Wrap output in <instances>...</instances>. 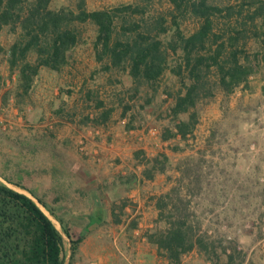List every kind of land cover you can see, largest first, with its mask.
Instances as JSON below:
<instances>
[{"label": "rangeland", "instance_id": "rangeland-1", "mask_svg": "<svg viewBox=\"0 0 264 264\" xmlns=\"http://www.w3.org/2000/svg\"><path fill=\"white\" fill-rule=\"evenodd\" d=\"M138 1L86 0V6L88 10L111 9ZM227 1L214 0L218 4H225ZM51 7L76 10L77 0H52ZM149 8L157 16L161 13L167 14L172 6L168 0H153ZM195 26V23L189 22L184 28L191 31ZM80 30L82 42L73 51L71 63L60 73L42 68L29 98L18 106L13 94L7 101L4 100L3 95L7 88L14 89L13 83L16 77L10 75L7 55L3 50H7L13 44L17 34L12 33L8 27L0 29L2 78L0 121L4 122H0V177L20 182L26 187V189L18 187L20 190L31 195L33 191L43 198L49 207L55 209L62 223L72 229L76 237H83L84 240L78 247L75 259L71 262L70 239L68 240L64 235L67 264H151L150 247L141 242V255L134 256V253L127 248L126 240L117 237L118 231L114 229L115 221L109 213L114 201L126 196L132 189H138L135 186L138 169L135 167L132 151L140 147L143 156L149 159L153 157L152 154L169 150L166 173L157 175L155 188L148 191L150 184L141 186L142 189L144 188L141 191L144 197L151 192H157L156 197L170 193L173 202L167 209L168 214L177 215L178 211L173 205H178L196 234L204 235L207 241L212 242L216 247L215 254L208 255L203 252L198 256L188 255L183 259V264H264V157L255 155L261 154L263 148L261 147L259 151L260 148L255 145V149H251L250 144H255L254 141L257 139H245L244 142L239 143L234 138L239 134L245 136L244 132H246L245 129H240L238 123H232L233 115L228 110V101L231 100L232 104H235V96L227 102L221 101L222 92L218 90L213 98L200 102L195 109L199 117V126L203 130L199 140L190 137L191 141L182 145L174 142L170 149L165 145L162 146L159 139L160 134L169 124L163 114L168 104L165 102L167 100L165 90L178 88L176 77L167 72L162 79L152 109L142 112L143 117L137 124V133L131 138L134 144L127 146L129 147L126 152L127 157L114 159V167L111 168L108 160L103 159L99 162L95 154L103 151L102 147L107 148L110 143L114 142V145H117L116 142H120V139H115L126 136L125 123L122 120L124 116L129 119L131 114L139 111L138 108L145 104V95L130 98L131 92H128L127 88L132 85V80L126 74L96 73L100 66L95 60L93 51L95 26L85 24ZM257 48H259L257 45H249L251 53ZM87 89L97 90L99 98L107 106L114 107L112 121L101 132L102 140L105 139L107 143L104 142V145L100 140L99 148L86 145L89 155L81 152L76 142L80 134L89 136L93 132L91 124L81 123L86 115L94 116L96 113L93 108L94 103L86 104ZM121 98H124L122 104ZM253 101L254 99H251L248 103L251 105L247 104L248 110L240 118L237 115L234 117L243 120L246 128H249L250 123L256 124L261 114L264 115V110L258 109L259 105ZM219 102L220 106H218ZM126 103L131 109L123 115ZM221 107L224 108L223 111ZM59 108L64 111L56 113ZM214 109L218 111L215 115L220 116L219 111L224 114L229 113L231 126L229 123L224 125L219 117L213 127L215 134L213 145L208 146L205 136ZM5 124H7L6 128H4ZM65 135H68V140L72 142L65 144L59 140L60 136ZM109 136H115L114 141L108 140ZM175 144H178L177 151L173 149L176 147ZM118 147L124 146L118 145ZM116 167L120 172L127 173L118 175ZM227 167L231 171H226ZM69 168L75 169L76 173L69 175L67 172ZM78 170L80 174H77ZM68 177L81 184L80 196L77 198L71 197L74 191L72 186L66 188L62 186L63 180H67ZM93 182L98 186H96L97 191L102 186L105 188L100 194L96 193L92 196L89 193L93 191L90 189ZM109 186L111 188L108 189ZM164 188L167 190L158 193ZM58 192H66V198L54 199V195ZM228 209L230 213H226ZM118 210L116 214L121 213ZM91 214L92 217H100L98 224L94 225L95 220L89 217ZM49 215L58 220L50 213ZM122 217L126 218L124 214ZM59 224L61 225L60 222ZM59 224L56 226L62 229V225L58 226ZM86 233L87 235H84ZM229 256L233 257L232 262ZM140 259L142 263L139 262Z\"/></svg>", "mask_w": 264, "mask_h": 264}, {"label": "trees", "instance_id": "trees-1", "mask_svg": "<svg viewBox=\"0 0 264 264\" xmlns=\"http://www.w3.org/2000/svg\"><path fill=\"white\" fill-rule=\"evenodd\" d=\"M152 1L88 10L86 0H77V9L72 10L54 9L52 0H0V29L8 27L17 34L13 44L3 50L10 75L16 76L14 89L5 90L4 100L13 94L19 106L29 98L42 68L60 73L71 63L73 51L82 42L80 27L92 24L96 29L94 57L100 66L96 73L126 74L132 80L127 88L130 98L145 95V104L131 114L126 128L136 129L142 112L152 109L162 79L170 72L176 77L178 88L165 90L168 104L163 114L169 124L161 137L165 141L176 137L189 140L198 122L195 109L200 102L213 98L218 90L229 96L236 88L246 86L250 76L264 67V0H228L225 4L214 0H168L171 11L157 16L150 11ZM189 22L196 24L191 31L184 28ZM250 44L259 48L251 53ZM85 96L86 104L94 103L97 113L86 115L81 123L105 127L114 107L107 106L97 90L87 89ZM123 101L121 98L120 103ZM130 109L128 103L124 104L123 115ZM63 111L59 108L56 113ZM173 149L177 151L178 147ZM135 157L144 165L142 177L146 180H153L168 169L166 153L149 159L138 151ZM4 178L26 189L20 182ZM31 192L61 223L70 239L72 262L83 237H76L58 218L55 209ZM172 200L170 193L157 199L159 221L164 227L149 234L148 241L166 257L168 264H181L184 255L194 249L215 254V245L204 235L196 234L178 205H173L177 215L168 214ZM114 216L118 220L116 213ZM98 219L93 218L94 225ZM229 257L232 262L233 257ZM65 261L64 237L49 215L33 198L0 182V264H65Z\"/></svg>", "mask_w": 264, "mask_h": 264}, {"label": "crops", "instance_id": "crops-1", "mask_svg": "<svg viewBox=\"0 0 264 264\" xmlns=\"http://www.w3.org/2000/svg\"><path fill=\"white\" fill-rule=\"evenodd\" d=\"M15 79H16V77H15ZM233 96H235V101H234L235 104H232L231 100L228 101L229 102L228 110L233 115V118H232L233 122L232 123H238V125H240V129L243 128L246 130V132H244L245 136H242L241 134H239V135H236L234 138L239 143L244 142L245 139H252V140L257 139V141L256 140L254 141L255 145H257V147L260 148L259 151H261V147L263 148V150H262L261 154H255V155H261L262 157H264V145H262V143L264 144V115L261 114V116L259 117L256 124L250 123L248 126L249 128H246L247 127L246 125L244 126L243 120L238 119L242 116V114L244 112H246V110H248L247 109L248 105H251L248 103H250L251 99H254V101L259 105L258 109L262 108L264 110V69L259 70L254 75H251L249 80H248V84L246 86L242 85V86L236 88L234 90V92L232 94H230L229 96L226 97V95L224 93H222L221 101L227 102V100L230 98H233ZM254 101H253V103H254ZM218 106H220V102H219ZM221 108L220 109L223 111L224 108L223 107H221ZM98 111L100 112V110H98ZM222 111H219L221 113V115L219 116V115H215V113H217L218 111H216V109H214L213 113L211 114L212 115L211 118H209V125L207 124V131H206V136H205L208 146L213 145V140L215 139L213 127H214V123L216 121H218L219 117L222 120L224 125L226 123H229V126H231V120H230L231 118L229 117L231 115L229 113L224 114V112H222ZM96 113H97V111H96ZM113 114H114V111L112 112L110 120L105 124V127H98V128L92 127L93 132L90 133L89 136L82 135V134L77 136V140H76L77 145L82 140H84L86 142L87 146H88V144H90L92 147L96 146L99 148V145H100L99 141L100 140H101L100 142H103V144L105 145V143H107V142L105 139L102 140L101 132H102V130L104 131V129L107 128L106 126H108V124L112 121ZM236 115L238 116L237 119L234 118ZM122 121L125 123L124 124V128H125L124 134L126 136H123L121 138L118 137L117 139H115V136L114 137L113 136L107 137L108 140L112 139L113 141H114V139L115 140L120 139V142L117 141L116 142L117 145H114V142L112 141L113 143H110L107 148L104 146V147H102L103 151H100V152L98 151V153L95 154L98 157L99 162H102L103 159L108 160L111 168L114 167V159H116L117 157L120 158L122 156L127 157L126 152H127V149H129V147H127V146L128 145L133 146L134 143H133L131 138L133 137V135L135 133H137L136 129L128 130L126 128V123L128 121L126 116H124ZM242 123H243V125H242ZM202 131H203L202 128H200V126H199V117H198V122L195 126L193 135L191 137H194L195 140L198 141L199 135H201ZM92 134H94V135L91 136ZM161 134H160L159 139H160L162 146L165 145L166 147H170V149H172L174 142L178 143L179 145H182L183 143L191 141L190 139L187 141L181 140L180 137H176V138L171 139L169 141H165L162 139ZM68 137H69L68 135L60 136L59 140H61L65 144H68V142H72V140H68ZM127 142H130V143L127 144ZM178 144H175V146H177ZM118 145H123L124 147H118ZM251 145L252 144H250V146ZM141 149H142L141 147L140 148H134L132 151V153H133L132 157H133V160H134L135 165H136L135 167L138 169V173H137L138 175L135 176V179L137 181V185L135 184V186H137L138 189H132L129 193H127L126 196H122L119 198L118 201H114L112 204V208L110 209L109 213L112 215L111 217H113V219L115 221L114 222L115 223L114 229L116 231H118L117 237H122L124 240H126V246H127V248H129V250H131L134 253V256L139 257L141 255V252H142L141 251V242H142V244H146L147 247H150V250L152 252L150 254L152 256V260H150L151 264H168L166 257L161 256L158 253L157 247L155 245H153L152 243H150V241H148V237H147L149 234L154 232L158 227L159 228L164 227V224H163V222L159 221L160 211L156 206V201L160 196H158V197L155 196L157 192L156 193L155 192H151V193L148 192L149 189L151 190V189L155 188L154 185L156 183L155 180L157 178V175L153 180L144 179L142 177V171L144 169V165L141 164L139 162V160L136 159V157H135L136 152L142 151ZM162 152L166 153L167 155L169 154L168 149H165V151H161V153ZM158 154H159V152L156 154H152V156L154 157ZM263 167H264V165H263ZM116 169H117L116 171L118 172V175H125L127 173V172H120L118 170V167H116ZM79 171L80 170L77 171V174H80ZM134 171H136V170H134ZM226 171H231V170L229 167H227ZM67 172L69 175H71V173H72V175H74L76 173L75 169H72V168L67 169ZM165 173H163V174H165ZM163 174H158V175H163ZM72 178H74V177H72ZM72 178L70 179V177H68L67 180H63L62 186H63V188H66V186L67 187L72 186L74 191H72L71 197L77 198L78 196H80L79 189L81 187L80 186L81 184H79V182H77V181H73ZM109 183H111V181ZM91 184L92 185H91L90 189H92L93 191L90 192L89 194H91L92 196L96 195V193L100 194L101 190H103V188H105L104 186H102L101 189L100 190L98 189V191H97L96 190L97 184L95 182H93ZM144 184H148V185L150 184V187L148 188V191H147L150 196L148 195V196L144 197V195L141 193V191L144 190V188L142 189L141 186ZM113 187H114V185H113ZM109 188H111V187L109 186L108 189ZM114 189H115V187H114ZM165 190H167V188L162 189V191H160L158 193H161ZM65 196H66V192L65 193L58 192L54 195V199L62 200V199L66 198ZM114 200H115V198H114ZM123 204H124V206H123ZM114 206H116L115 211H113ZM120 207H122V209ZM117 209H119L118 211L121 212L120 214H117L118 220H116V218L114 216V213H117ZM224 209H227V208L224 207ZM226 213H230V209H228V211ZM123 214L126 216L127 219L122 217ZM92 215L93 214H91V216H89V217H91V219L95 218V216L92 217ZM227 215H230V214H227ZM226 218H228V216ZM224 219H225V214H224ZM98 220H100V219H98ZM87 233L84 235H87ZM201 254L202 253H200L197 249H194L190 253L184 255L183 259L188 255L190 257H192L193 255L198 256ZM140 261L142 263L141 259L139 260V262ZM183 262H184V260H182L181 264H183Z\"/></svg>", "mask_w": 264, "mask_h": 264}, {"label": "water", "instance_id": "water-1", "mask_svg": "<svg viewBox=\"0 0 264 264\" xmlns=\"http://www.w3.org/2000/svg\"><path fill=\"white\" fill-rule=\"evenodd\" d=\"M0 180L4 183V184H6L7 186H9V187H11V188H13V189H15V190H19L20 192H22V193H24V194H26L27 196H29V197H31V198H33L34 200H35V202L38 204V206L45 212V213H47L48 215H49V213H48V211H47V209L35 198V197H33V195H31L30 193H28V192H25V191H22V190H20L18 187H16L15 185H13V184H10L7 180H5V179H3V178H1L0 177ZM49 217H50V219L53 221V223L56 225V224H59V221L58 220H56V219H54V218H52L50 215H49ZM58 226H61L60 224L58 225ZM57 227V226H56ZM58 229H59V231L61 232V234L63 235V237H64V235L67 237V235L64 233V231L61 229V228H59V227H57ZM68 238V237H67ZM68 240H69V238H68ZM70 253H71V250H70ZM67 262H68V258L66 259V261H65V264H67Z\"/></svg>", "mask_w": 264, "mask_h": 264}, {"label": "built area", "instance_id": "built-area-1", "mask_svg": "<svg viewBox=\"0 0 264 264\" xmlns=\"http://www.w3.org/2000/svg\"><path fill=\"white\" fill-rule=\"evenodd\" d=\"M1 123H4L3 120L0 121ZM7 127V124L4 125V128ZM255 144H252L251 145V149H255ZM79 150L81 152H83L85 155H89V152L87 151V147H86V142L84 140H82L80 143H79ZM264 220V219H263Z\"/></svg>", "mask_w": 264, "mask_h": 264}]
</instances>
